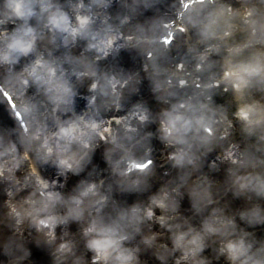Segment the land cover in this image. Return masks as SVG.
<instances>
[{"label": "clouds", "instance_id": "1", "mask_svg": "<svg viewBox=\"0 0 264 264\" xmlns=\"http://www.w3.org/2000/svg\"><path fill=\"white\" fill-rule=\"evenodd\" d=\"M101 2L108 7L112 0ZM213 2L195 0L183 9V24L185 28L195 30L196 39L183 41L187 51L175 70H170L159 63L160 57L168 53L171 43L167 39L168 22L163 18L154 21L150 28L138 25L125 35L109 21L108 16L97 27L98 14L84 11L86 7H92L84 0L76 5L75 21L62 5L55 4L53 0H9L7 7L11 11L6 13L7 17L30 19L37 14L39 4V11L46 14L43 17L46 27L53 32L67 33L65 44L80 39L87 41V50L96 53L94 58L69 55L65 60L72 63L74 74L92 78L90 89L95 94L90 98L92 107L89 111L63 119L59 113L72 110L77 94L64 61L41 54L23 71L13 73L9 77V87L19 98L16 107L28 121L27 128L22 129L26 150L21 154L15 141L4 143L0 138V176L11 174L10 178L14 177L23 161L32 159L33 152L44 162L55 161L65 173L73 171L79 174L90 162L99 142L104 141L110 144L107 155L120 177L119 183L139 188L147 181L150 172L139 167L143 156L138 153L146 141V137L141 135V126L154 118L159 121L160 138L172 149L168 157L174 166L199 167L202 150L210 148L221 136L226 137L234 124L228 110L214 103L211 90L224 85L225 91L234 89L237 94L239 103L233 115L243 132L249 138H256L255 150L250 147L241 152L229 151L228 158L234 165L231 169L232 183L237 194L255 193L264 197V155H261L264 152V101L249 99L252 86L264 88V7H261L264 0L250 3L242 10L224 2L213 6ZM131 19V15L124 16L121 23L126 24ZM238 28L246 33L245 39H234ZM39 36L37 29L29 23L19 27L11 37L5 31L6 43L0 46V63L18 62V54L26 55L35 50ZM122 38L126 43L141 48L151 62L156 89L162 91L160 98L167 105L156 117L145 104L138 102L125 115L98 118L102 108L123 107L124 88L131 77L123 78L108 72L101 74L96 64L114 50L124 47L118 43ZM148 67L146 64L145 68ZM33 82L44 92L45 101L26 95ZM192 83H199L202 87L184 94L175 90L177 84L185 87ZM49 110L56 120L55 128L47 123ZM112 120L116 121L115 126ZM31 167L27 181L33 184L32 191L21 202L11 205L10 215L17 223L29 221L49 240L56 239V228L60 224L71 220L82 221L87 246L95 253L93 261L137 264L139 248H132L125 241L132 238L133 231H141V225L146 220L158 219L161 224L174 229L172 239L175 250L183 253L177 258V264L198 257L209 235L222 238L220 251L227 254L232 264H264V243L257 247L247 238L248 233L237 235L236 219L221 215L219 208H214L212 214L205 218L202 230L190 222L185 227L176 213L179 205L173 195L179 192V185L175 188L164 186L151 196L148 205H113V211L105 213L109 197L102 190L103 179L82 181L75 192L66 195L53 187L59 181L50 182L35 163ZM192 192L198 210L214 202L210 188L195 184ZM157 208L164 209V213L158 216ZM240 215L252 223L264 222V206L257 203ZM156 235L153 233L144 239L153 243ZM9 250H12L11 247ZM58 251L62 259L74 254L73 246L67 241L59 244ZM80 260L82 258L77 257V261ZM194 264H206V261L194 259Z\"/></svg>", "mask_w": 264, "mask_h": 264}, {"label": "rangeland", "instance_id": "2", "mask_svg": "<svg viewBox=\"0 0 264 264\" xmlns=\"http://www.w3.org/2000/svg\"><path fill=\"white\" fill-rule=\"evenodd\" d=\"M8 3H9V0H0V34H2L3 36H4L5 31H7L9 35H12L13 33L16 32V30L19 27H21L19 25H23V22L21 21V19L19 17H7L6 16V13L11 11V9H8V7H7ZM176 3H177L176 0H116V3L113 6H111L112 9H111L110 13H111L112 18H111L110 22L113 24H116V23L118 24V23H121L124 16L131 15L132 19H131V21H129V24L128 23H126V24L121 23V28L119 29L120 31H123L125 35H128L131 31L135 30L136 26H138V25H143L145 27L150 28L152 26V24L154 23V21H156L160 18H163V16H162L163 6L170 8L172 6H175ZM68 4H69V0H65L62 2V4H59V5H62L64 8H67ZM74 4L77 5L76 0H74ZM70 9H68V10L65 9V10L67 12H69ZM98 10H100V8ZM98 13H99V11H98ZM163 19L166 20L165 18H163ZM32 25H40V22H33ZM96 26L98 27V25H96ZM190 37L191 38H188L189 41H194L196 39V32L194 29H191V36ZM185 40H187V39H185ZM183 41L184 40L181 39V43L174 46V48H173L174 52H175L174 57H177L180 59H182L184 57V54L187 51V45L185 43H183ZM63 44H65L64 41H63ZM86 44H87V41L83 42V44H80V43H77L76 45L74 44L75 46L73 45L70 48H68L66 46L65 47H57L54 49V51L51 52V54L49 53V50H47L48 56H46V57H49L52 59L58 58L59 60L64 61V65L67 66V67L66 66L65 67L68 68L70 72H72L71 71L72 63L66 61L65 57L69 56V55H73V56L86 55V54H83V51L81 50V49H83V47H86ZM120 44H123L125 46L132 45V44L126 43V41L123 38L120 40ZM87 53H88V55H86V56H89L92 58L95 57V56L93 57V52L88 51ZM214 56L218 57L219 54H214ZM174 57L172 58V60H174ZM143 58H144V52L142 51V49L138 48V47L135 48V46H134V48H132V50H130L126 53H123V55L120 56V59L117 62H115L114 65H112V66L106 65L107 61H104V63H101V61H97L96 64H97V67H98L100 73L108 72L110 74H114V73L117 74V73L121 72L120 71V69H121L123 71L122 74H126V76L127 75L134 76V75L138 74V75H136L137 80L140 77L142 78V80H146L143 83L142 89L145 91L146 103L149 102V107L151 110L155 111L154 112V116H155L157 114L156 110L159 111V109L157 108V103L155 101H154L155 103L149 101V98H147V91L150 90V92L152 93V91L154 90L153 87H154V85H156V79H155V77L153 78L152 76H150L149 78H145L146 74L144 72L142 74H140L139 70L143 71L142 68H143L144 64L151 65V62L149 60H143ZM169 59H171V58H169ZM159 63L163 67H168L167 65L172 63V62L168 63L166 61V59L160 58ZM134 68H136V70L134 71V73L131 74L130 71L134 70ZM12 74H13V72L11 70H9V71L6 70L5 74H3V77L5 79L7 78V80H9V77ZM90 78H85V79L83 78L81 81H79L75 85V87L77 89L76 96L79 97V94H81L80 93L81 90L82 89L85 90V88H86V87L84 88V86L86 85L85 81L90 80ZM33 88H36V89L33 90ZM33 88L29 89L28 91L29 92L35 91L34 93H31L33 96H38L37 99H35V100H40L42 102L45 101L46 96H45L44 92L36 84H34ZM78 88H80V90H78ZM136 88H139V85ZM38 90H41V91H38ZM186 92L190 93L189 91H184V92H182V94H184ZM76 96H75V99H76ZM172 99H176V97H173ZM111 108H112V112H114V113H116V111H119V113L124 112L123 110H121V108L116 109L115 106H113ZM232 110L233 109H230V111H232ZM59 115L61 116V118H63L64 113L60 112ZM71 116H73V115H71ZM50 117H51L52 121H54L53 120L54 118L51 115V110H49V115L47 117V121ZM109 118H111V117H109ZM155 121L159 122L158 119H155ZM112 124L115 125L113 123V121H112ZM155 129L152 128V125L146 124L143 127H141V135L145 137V136H147V134L145 135V133L147 131H148L147 133H152L155 131ZM150 131H152V132H150ZM0 138H2V141L4 143H10L12 141H15L19 147L21 154H23V152L26 150V146L22 141V133L20 132L19 127L16 125V123L13 122L12 116L10 115V113H9L7 107L5 106L3 100L1 99V97H0ZM240 141H241L240 144L243 145V150H244L245 147H249V145H245V144H250L252 142H255V139L252 138V139L248 140L249 143H247V140H244L243 138ZM165 145H167L166 142H164L161 138L157 137L155 139L152 136H147L145 144L143 147L140 148V151L138 154L143 156V157H146L147 153L149 152L148 149H150V148L154 149L155 150V152H154L155 157L154 158H156L157 162H158L161 158H163V159L168 158L167 152L170 149V147L167 146V147H164L165 148L164 149L163 146H165ZM107 148L108 147L100 149V147H99V149L97 151L94 150L96 152L95 153L96 158H94L93 160H90V162H88L86 164V167L84 168V170L81 171L79 174H77L73 171H70V173L68 174L67 177H69L68 183H69V181L71 183L69 185H68V183L66 184L67 189L66 188H65V190L63 189L64 190L63 192L68 193V194L75 192L79 187L76 179L78 181H80L82 179H85L88 181H90V179L100 181L101 179H103L104 180L103 188L107 187L108 190H111V192H114L118 195L117 198L119 197V199H121V198L123 199L122 192L125 189L119 183L120 177L119 176L114 177L113 170H111L113 168V164L108 159ZM159 150H160V152H159ZM118 155L119 154L117 153L116 156L118 157ZM33 159H37V154L35 152L32 153V159L28 160V162H27L29 167L32 166V163H30V162H32ZM51 163H53L55 165L58 164L52 160H51ZM174 167H176V166H174ZM21 168L24 171V168L22 165L20 166V169ZM41 169H44V168H41ZM52 169L53 168H51V170ZM154 169L155 168H153L151 170H154ZM187 169H188V167H187ZM23 171H20L21 174L15 172V175H16L17 184H19V188L20 189L23 188L25 190L29 186L28 183H31V182L27 181L28 175L26 173H24ZM224 173L226 174L228 172H224ZM187 174L188 173L185 172V174L183 175L186 179H188ZM216 174H217V172H216ZM218 174H221V172L218 171ZM228 174H231L230 176H232V173H228ZM9 175H11V174H9ZM227 176H229V175H227ZM8 177H10V176L0 177V199L4 195L6 197L9 196V194L6 190V185L4 184L6 178H8ZM148 179L149 178H147V180ZM25 184H27V186H25ZM218 184L220 186L223 185L222 182H221V184H220V182ZM67 185H68V187H67ZM28 194H30V191L23 192L22 196H20V199H24ZM122 199H121V206L125 207L124 206L125 205V199H123V200ZM216 204L218 205V203H216ZM1 205H2V202H0V241L2 242V244L4 246H6L5 244L11 243L9 246L11 247L12 250L11 251L9 250V252L12 253L14 256L17 255L16 257H21L24 259L26 258L27 259L26 264H50L49 259L47 261L49 253L46 252V249H47V247L49 248V246L47 245V246L43 247V243H44V242H42V240H44L43 238H40L38 240H34V242L25 241V242H21V243L18 241L16 243V242H13L10 240V238H9L10 235L7 233V227H8V224H7L8 219L7 218L10 216V214L6 213V211L4 210V207H2ZM106 208H109V207H106ZM109 209L110 210L112 209L111 210V212H112L113 206H111ZM200 218L203 219V218H205V216H203V214H200V216H198V220ZM13 221L15 223L14 218H13ZM153 221H156V219H153ZM192 221H194V220H191L190 222H192ZM76 225H77V221L72 220L66 224V228L65 229L63 228L62 231L67 233V230H69V231H71V233H73L74 232L73 230L76 227ZM161 230H163V227ZM148 235H151V233H149L148 231L143 232L141 235H139V237H141V238L138 241V243L130 246L132 248H137V247L139 248L138 252H140V253L137 255L138 256L137 264H153L155 261L158 260L156 258V256L151 255L149 253V250L151 249V247H147L144 244V242H142L143 240H145L144 237L148 236ZM138 238L136 239V241L138 240ZM127 243H129V242H127ZM155 243L156 244H153V245H155L157 247H161L162 244H164L165 242H163V243L155 242ZM3 245H1V246L4 247ZM126 245L129 246V244H126ZM51 249H52V247H51ZM78 249L77 250L74 249V254L69 256L70 260H72V258L76 254L78 257H81V258L84 256L83 251L82 250L80 251ZM0 251H2V249ZM166 257L167 258L165 261H168L170 258L168 256H166ZM7 258H8V255H6L4 257L2 254L0 256V264L4 263L5 262L4 260H6ZM84 259H85V257H84ZM72 264H79V262L74 263L72 260ZM81 264H84V263H81ZM172 264H177V258L173 259ZM180 264H194V260H192V261L183 260V261H180Z\"/></svg>", "mask_w": 264, "mask_h": 264}, {"label": "bare ground", "instance_id": "3", "mask_svg": "<svg viewBox=\"0 0 264 264\" xmlns=\"http://www.w3.org/2000/svg\"><path fill=\"white\" fill-rule=\"evenodd\" d=\"M86 1H89V0H84V3H86ZM87 5V4H86ZM90 5H92V7H91V9H84V11H92V12H94V13H97V11H98V8L102 5L103 6V4H102V2H101V0H91V4ZM104 7V6H103ZM72 9L75 11L76 10V8H75V6H72ZM103 20H104V18H101V16H99L98 15V19H97V23H102L103 22ZM47 44V43H46ZM47 46H49L50 48L51 47H53V45H51L50 44V42L47 44ZM68 75H69V77L71 78V80H72V82H73V84H74V82H75V78H76V76H74L73 74H71L70 72H68ZM35 82H33L32 84H34ZM36 84V83H35ZM75 85V84H74ZM254 94H256V92H254ZM257 95V94H256ZM260 95V94H259ZM47 123L49 124V126L50 127H52V128H55L56 126L54 125V123L52 122V120L49 118L48 119V121H47ZM43 162V161H42ZM51 163V162H50ZM58 167V166H57ZM56 166H53V169H56L57 168ZM50 168L49 167H47V169H46V171L45 172H47V170H49ZM58 174H60V173H57L56 175H58ZM63 176L62 175H60L59 177H57V181H59V183H54L53 184V187L54 188H56V189H58V190H60L61 188V185H62V182H61V178H62ZM13 192V191H12Z\"/></svg>", "mask_w": 264, "mask_h": 264}]
</instances>
